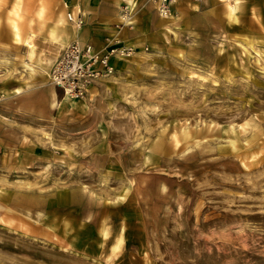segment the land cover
<instances>
[{
    "label": "rangeland",
    "instance_id": "obj_1",
    "mask_svg": "<svg viewBox=\"0 0 264 264\" xmlns=\"http://www.w3.org/2000/svg\"><path fill=\"white\" fill-rule=\"evenodd\" d=\"M32 1L0 0V26ZM216 3L156 13L83 100L56 86L53 100L44 39L29 49L0 33L15 192L79 227L68 246L15 226L0 235V264H264V0L235 20Z\"/></svg>",
    "mask_w": 264,
    "mask_h": 264
},
{
    "label": "crops",
    "instance_id": "obj_2",
    "mask_svg": "<svg viewBox=\"0 0 264 264\" xmlns=\"http://www.w3.org/2000/svg\"><path fill=\"white\" fill-rule=\"evenodd\" d=\"M217 1L220 2V0H200L202 4L211 5H218ZM239 1L238 16L253 9L256 11L263 5V0H257L256 4L253 2L256 0ZM187 2L188 0H179L174 6L177 17L185 12ZM32 4L31 11L23 14L20 19L22 42L16 41L15 33L9 23L0 26V33L5 34L10 44L27 45L29 49L32 46L30 47L25 41H30L31 45L32 43L34 45L35 38L44 39L49 47L56 49V57L66 44L74 40L91 43L96 50H103L115 39L125 45L139 48L143 27L147 28L150 22L156 20L157 13L149 0H33ZM125 4L128 9L133 10L137 6L138 10L135 14L134 12H131V15L123 14ZM79 12L82 14L83 23L77 24L68 19V13H72L75 17ZM160 19L164 22L161 17ZM53 28L60 30L54 33ZM113 64L117 68L119 61L114 60ZM1 76H3L2 71H0ZM52 97L54 101H59L58 90L54 85H52ZM27 144H22L18 148L23 151L33 150L35 155H40L38 145L29 147ZM13 149V134L0 124V164L6 167L4 173L0 172V235L7 239L8 232L12 233L16 226L23 235L39 242L54 240V243L57 241L60 245H78V241L75 240L79 236V227L77 224L70 225L68 230H65L63 226L65 221L59 207L47 205L46 199H40L38 194L15 192L12 174L8 173L7 169L9 165L13 167V160L9 161L7 156V152ZM2 256L0 254V262L4 261Z\"/></svg>",
    "mask_w": 264,
    "mask_h": 264
},
{
    "label": "built area",
    "instance_id": "obj_3",
    "mask_svg": "<svg viewBox=\"0 0 264 264\" xmlns=\"http://www.w3.org/2000/svg\"><path fill=\"white\" fill-rule=\"evenodd\" d=\"M159 16L167 17L173 13L176 0H150ZM233 1V0H229ZM123 14L131 15L126 4ZM74 23H83L82 14L69 15ZM134 51L133 46H120L117 41L109 43L103 50H96L91 43L74 40L66 44L54 60L50 72V81L65 94L85 97L88 88L101 79L110 77L115 67L112 59L117 56L128 57Z\"/></svg>",
    "mask_w": 264,
    "mask_h": 264
},
{
    "label": "bare ground",
    "instance_id": "obj_4",
    "mask_svg": "<svg viewBox=\"0 0 264 264\" xmlns=\"http://www.w3.org/2000/svg\"><path fill=\"white\" fill-rule=\"evenodd\" d=\"M150 1V0H149ZM179 0H176L175 1V4L174 6L178 3ZM151 2V1H150ZM220 2H223L224 4V14L226 15V17L230 20H235L237 18V4L240 2L239 0H233V1H229V0H220ZM174 6H173V13L170 15V16H167V17H163V16H159L161 18H172L176 15V11L174 10ZM15 15L16 16H13L11 18H9V24L11 25V28L13 29L14 33H15V39L17 42H22V37H21V29H20V19H21V15L18 13V11H15ZM69 15L70 16H73L72 13H68L67 14V17L69 19ZM58 25V24H57ZM61 25V24H60ZM3 28V27H2ZM8 28V27H6ZM62 28V27H61ZM11 29V30H12ZM8 30V29H7ZM32 30V29H31ZM57 30H60L59 28H53L52 29V32H56ZM33 31V30H32ZM12 32V31H11ZM10 34V33H9ZM13 36V33L11 34ZM116 40V39H115ZM117 41V44L120 45V46H124L125 44L123 43H120L119 40H116ZM26 44H28L30 47L32 46L31 45V42L30 41H25ZM19 44V43H17ZM131 46V45H129ZM134 47V46H133ZM135 48V47H134ZM121 59H126L125 57L123 56H117V57H114L112 59V64H113V61L114 60H121ZM114 65V64H113ZM115 67V66H114ZM52 83V82H51ZM53 84V83H52ZM54 85V84H53ZM55 86V85H54ZM92 88V85L88 88V92L90 91V89ZM63 92V91H62ZM64 93V92H63ZM64 96L65 97H68L72 100H83L84 97H76V96H73V95H69V94H65L64 93Z\"/></svg>",
    "mask_w": 264,
    "mask_h": 264
}]
</instances>
